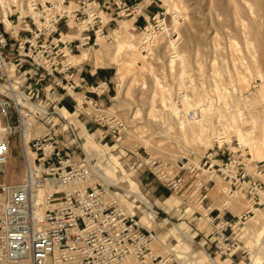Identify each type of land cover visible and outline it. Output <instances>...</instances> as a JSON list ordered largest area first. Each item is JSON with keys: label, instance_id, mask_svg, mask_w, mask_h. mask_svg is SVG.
Returning a JSON list of instances; mask_svg holds the SVG:
<instances>
[{"label": "built area", "instance_id": "obj_1", "mask_svg": "<svg viewBox=\"0 0 264 264\" xmlns=\"http://www.w3.org/2000/svg\"><path fill=\"white\" fill-rule=\"evenodd\" d=\"M68 3L18 0L7 9L9 27L0 8V264H199L195 255L176 246L164 243L165 250L156 251L155 243L161 242L154 227L160 225L156 221L161 213L146 199L105 184L96 175L98 168L82 146L75 119L106 128L116 142L126 126L106 108L113 99L112 81L81 89L70 59L84 49L112 43L115 29L106 28L99 0H77L74 9ZM115 5L120 18L141 17L145 12L141 3L119 0ZM161 16L162 12L155 13L150 18L154 24L148 26L149 21L144 26L148 38L156 33L154 29H166ZM66 23L73 31L62 36ZM173 42L178 46L179 38ZM33 84L39 93L50 85V95L40 98L28 93ZM179 91L176 106L182 101L183 89ZM64 97L74 102L69 122L62 111ZM188 116L194 119L197 113ZM16 139L26 173L22 181L11 183L7 165ZM223 146L208 152L199 166L189 165L185 156L172 165L153 157L144 164L174 193L193 187L195 203L205 211L194 223L200 224L194 239L205 226L208 237L199 245L209 257L214 253L232 263L235 255L247 253L238 236L239 223L253 211L238 216L227 208L212 207L210 192L219 175L230 184L224 191L227 197L246 189L252 206L262 210L264 223L260 178L264 164L244 153L241 143L229 156ZM128 166L133 170L137 162L130 160ZM127 196L136 199L128 201ZM162 219L166 226L167 219Z\"/></svg>", "mask_w": 264, "mask_h": 264}, {"label": "rangeland", "instance_id": "obj_2", "mask_svg": "<svg viewBox=\"0 0 264 264\" xmlns=\"http://www.w3.org/2000/svg\"><path fill=\"white\" fill-rule=\"evenodd\" d=\"M4 1L3 13L18 0ZM25 1L20 0L22 3ZM158 4L161 8L153 4L147 11L146 21H150L151 13L159 9L166 29H154L156 37L150 36L151 43H144L147 40L144 27L133 29L128 24L129 18H125L114 31L112 43H105L92 52H83L87 53V61L102 71L101 78L104 74L112 79L115 87L113 99L107 102L106 108L110 114L122 119L126 126L121 141L112 140L106 128L82 118L74 121L77 134L86 151L90 145L92 148L101 146L103 150L92 154L87 152L114 185L138 194L161 213V219L156 221L160 225L154 229L157 228L159 237L169 234L165 239L166 245L195 255L199 264H264V237H259L261 227L264 228L263 213L252 206L244 188L238 189L236 197H227L224 191L230 184L219 175L210 192L212 207L222 211L227 208L238 216L249 210L254 213L247 214L239 223L238 236L247 253L235 255L230 263L214 253L209 257L199 245L203 238L208 237L205 226L200 228V235L194 239L195 230L200 226L194 223L198 213L205 211L196 205L193 187L187 185L174 193L157 181L144 164L145 159L153 157L172 165L185 156L189 165L199 166L208 152L217 151V145H224L225 154L229 156L240 143L236 129L239 127L250 133L253 121L255 130L248 136L251 142L241 144L242 149L252 160L264 164V156L252 150V143L264 128V82L258 78V71L264 74V0H158ZM175 4L180 11L173 8ZM72 5H75L74 0ZM103 19L107 21L106 16ZM153 24L150 21L148 26ZM121 31H126L130 39H134L136 49L133 52L119 49ZM178 38L179 45L174 42L177 48L174 50L172 42ZM174 51L184 57V62L179 56L173 58ZM180 89L183 91L181 104L177 105L181 110L178 119L173 113V105H176ZM162 97L166 98V106L161 101ZM186 97L188 101L185 104ZM67 98L64 97L63 105L70 109L71 100ZM62 111L69 122L74 108L68 114L64 108ZM191 111H196V119L188 116ZM181 119L185 122L186 133L181 129ZM198 120L200 122H195ZM202 125L205 137L201 141L197 134ZM219 140L223 141L222 144ZM130 160L137 162L133 170L128 166ZM7 172L11 183L22 181L26 173L17 139L14 140ZM260 178L264 182V174ZM134 198L127 196L126 200ZM252 217L258 224L253 228L250 227ZM162 218L167 219L166 226ZM175 226L185 227L193 241H180L172 230ZM165 244L162 246L156 242L155 250L164 251Z\"/></svg>", "mask_w": 264, "mask_h": 264}, {"label": "crops", "instance_id": "obj_3", "mask_svg": "<svg viewBox=\"0 0 264 264\" xmlns=\"http://www.w3.org/2000/svg\"><path fill=\"white\" fill-rule=\"evenodd\" d=\"M115 1H119V0H99V5L101 7L100 10L102 11V18L103 16L107 17L106 22H104V19H103V22L106 28L116 30L117 27L120 26L121 21H123L125 18H120L117 15V8L115 5ZM122 1L127 2L128 4L141 3L145 7V12L143 16L129 18L128 21H130V23L128 24L133 29H137V28L141 29L149 22V21H146V13L153 6V4H156L157 8H161V6L158 4V0H122ZM71 4H72V0H69L68 8L74 9L77 6V0H74L75 5H72V7H71ZM157 12H161V11L159 9L156 11H153L150 15V18L152 15H154ZM62 30H63L62 36L66 34V31H70V30L73 31L70 23L64 24L62 26ZM84 50H89L90 52H92L96 49L93 50V49L87 48ZM84 50H82L81 53L75 54L70 59L71 63L74 66V69H73L74 81L80 84L81 89H83L84 87L88 85H92L98 81H102V80L112 81L111 78L106 77L104 74H103V77L101 78L102 71L99 69V67H97L94 63L87 61L88 60L87 58L81 57L82 56L81 54H83ZM51 90H52V87L49 85L45 91H41L39 93L36 86L33 84L29 86L28 93H31L33 95H38L41 98V97L49 96ZM67 99L71 100V106L69 107L70 109L64 106L63 105L64 103L62 105H63V108L65 109V112L68 114L69 111L74 107L73 106L74 102L70 97H68ZM244 192L246 193V196L249 197V192L246 189H244Z\"/></svg>", "mask_w": 264, "mask_h": 264}, {"label": "bare ground", "instance_id": "obj_4", "mask_svg": "<svg viewBox=\"0 0 264 264\" xmlns=\"http://www.w3.org/2000/svg\"><path fill=\"white\" fill-rule=\"evenodd\" d=\"M61 1V0H60ZM0 7L3 9V11H4V9H5V7H6V5H5V1L4 0H0ZM176 11H180V9H179V7H178V5H174V7H173ZM4 14V18H3V20H4V22L6 23V25H7V27H9V21H8V19H7V14H8V12L7 11H5V13H3ZM7 21V22H6ZM175 21H177V18H176V20ZM119 32V31H118ZM119 36V35H118ZM154 36V35H153ZM154 37H156V36H154ZM119 38H120V40H119V42H118V47H119V49H127V50H130V51H134L135 49H136V44L135 43H133V40L132 39H130V37H129V35H128V33H126V31L124 32V31H121L120 32V36H119ZM148 41L151 43V39H149L148 37H147V40H146V43H148ZM172 42V41H171ZM172 44H173V46H174V50L175 49H177L176 47H175V45H174V42H172ZM151 47V46H150ZM120 50V51H121ZM119 51V52H120ZM180 53H178L177 51H174V53L172 54L173 55V58L174 57H176L177 58V56H179L180 57V59H181V61H183L184 60V57L182 56V55H179ZM82 55V54H81ZM82 57H87V53H84L83 55H82ZM254 59H255V62H257L256 61V58L255 57H253ZM173 61H174V59H173ZM134 62V61H133ZM184 62V61H183ZM181 63V62H180ZM256 65H257V63H256ZM122 66H124V65H122ZM260 67V66H259ZM259 69V68H258ZM121 71H122V67H121V69H120ZM248 70H250V69H248ZM184 73V71L182 72V74ZM258 78H260L263 82H264V74H263V72H261V71H258ZM122 75V74H121ZM120 75V78H122V76ZM251 75V74H250ZM123 76H124V74H123ZM245 76V75H244ZM157 79V78H156ZM244 79H245V77H244ZM160 80V79H159ZM158 80V81H159ZM244 81H246V80H244ZM163 87V86H162ZM161 88V87H160ZM162 90H163V88H162ZM156 91V90H155ZM165 93V92H164ZM162 96V95H161ZM154 98H155V95H154ZM162 100V103L166 106V98L165 97H162L161 98ZM154 101V100H153ZM185 104L187 103V101H188V97H186L185 98ZM190 105V104H189ZM175 108L173 109V113L176 115V117L178 118L179 117V113L181 112V110H179L178 109V107L176 106V105H173ZM190 107V106H189ZM137 111H139V110H137ZM152 112L153 111H151V115H152ZM194 112H196V111H194ZM138 113V112H137ZM190 113V112H189ZM188 113V114H189ZM151 115H149V116H151ZM153 116V115H152ZM154 117V116H153ZM178 119H180V118H178ZM194 119H196V118H194ZM200 120V119H199ZM195 121V122H200V121ZM180 121V125H181V129H182V131H184V133H186L185 131H186V129L187 128H185V122L181 119V120H179ZM202 121V120H201ZM204 124V123H203ZM252 126H253V130H250L251 132L250 133H252V132H254V128H255V121H253L252 122ZM204 131H205V128H204V126L202 125V127H201V129H200V133H198L197 134V137L201 140L202 138H203V134H204ZM236 132H237V135H238V137H239V140H240V143L243 145V143H249V142H251V141H248V136H249V134L250 133H245L241 128H237L236 129ZM27 136H28V134H27ZM205 137V136H204ZM225 137H226V135H225ZM223 138V137H222ZM221 138V139H222ZM198 139V140H199ZM204 140V139H203ZM202 141V140H201ZM89 142V141H88ZM220 144H222V140H219L218 141ZM250 144V143H249ZM103 147V146H102ZM100 150H103L102 148H101V146H97V148H92V145H90L89 147H87V151L89 152V153H93V152H96V151H100ZM252 150H254L255 151V153L256 154H258V155H261V156H264V128H263V131L261 132V134H259L258 136H257V138H256V140H255V142H253L252 143ZM253 151V152H254ZM264 158V157H263ZM96 175L99 177V178H101V180H103L104 182H105V184H114L113 183V180H110L109 178H108V174H105L104 173V171H102V170H100V169H96ZM135 194V193H134ZM135 197L137 198V199H143L141 196H139L138 194H135ZM230 204V203H229ZM148 208L149 209H152V207H151V204H149L148 203ZM251 221V223H250V227L251 228H253L254 226H257L258 224H257V222L256 221H253V217L250 219ZM162 228V227H161ZM185 228V227H184ZM175 229V230H174ZM174 229H172L173 230V232H174V234H175V236L177 237V238H179L180 239V241L181 240H184V241H191L192 242V239H193V237L187 232V231H185L183 228H180V227H178V226H175V228ZM161 232H163V231H161ZM169 235V234H168ZM168 235L167 236H162V237H159V241L162 243V244H164L165 243V239H166V237H168ZM173 236V235H172ZM259 237H260V239H262V237H264V228L263 227H261V229H260V231H259ZM173 238V237H172ZM168 242H170V241H168ZM167 242V243H168ZM163 246V245H162ZM166 248V246L164 247V249ZM213 261V260H212ZM198 264V263H197Z\"/></svg>", "mask_w": 264, "mask_h": 264}]
</instances>
